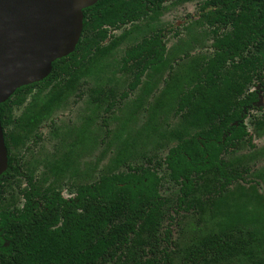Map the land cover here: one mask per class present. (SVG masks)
I'll return each instance as SVG.
<instances>
[{"label": "trees", "instance_id": "16d2710c", "mask_svg": "<svg viewBox=\"0 0 264 264\" xmlns=\"http://www.w3.org/2000/svg\"><path fill=\"white\" fill-rule=\"evenodd\" d=\"M196 1L198 18L184 28L188 41L167 51L159 16ZM83 18L75 51L55 61L46 79L0 105L9 154L0 177V264H264V163L256 165L264 147L252 143L264 136L254 91L264 84V0H99ZM136 36L115 71L131 78L128 91L145 79L144 88L132 111L125 106L126 117H115L119 125L90 182L65 184L81 179L75 160L108 136L109 118L101 115L118 104L112 89L100 85L90 115L57 134L58 154L45 161L42 206L34 201L38 181L27 180L29 187L19 184L16 192L13 151L39 144L40 124L81 95L85 77L101 83L105 59ZM204 39L212 51L192 56L190 49ZM159 81L163 87L132 135L130 123ZM15 108H22L18 117H12ZM150 143L158 152L138 151ZM64 185L73 189L71 199L61 197Z\"/></svg>", "mask_w": 264, "mask_h": 264}, {"label": "water", "instance_id": "95a60500", "mask_svg": "<svg viewBox=\"0 0 264 264\" xmlns=\"http://www.w3.org/2000/svg\"><path fill=\"white\" fill-rule=\"evenodd\" d=\"M99 0H0V105L20 88L51 73L72 54L83 31V11ZM8 166L0 122V176Z\"/></svg>", "mask_w": 264, "mask_h": 264}, {"label": "flooded vegetation", "instance_id": "af4514ba", "mask_svg": "<svg viewBox=\"0 0 264 264\" xmlns=\"http://www.w3.org/2000/svg\"><path fill=\"white\" fill-rule=\"evenodd\" d=\"M200 1H196V8H197V14H196V17L193 18V19H190L189 21H187L184 25L181 26V28L183 29V32H180V31H174V32H171V35L173 37V39H176L177 41L180 40V44H184L185 41H188V36L184 30V28H186V26L188 24H190L191 22L197 20L198 18V14H199V9H198V4H199ZM188 3H193V2H188ZM184 4H187V3H184ZM182 4V5H184ZM181 5V6H182ZM180 6V5H179ZM175 7V6H174ZM169 8L171 7H168L166 10H163L161 15L159 16V26H161L162 28H164V31H163V35H162V39L163 41L165 42V45H166V37L168 36V29L166 28V25H161L162 24V21L160 20L161 18L163 19V16L165 14V12H167L169 10ZM175 28H177V25H175ZM120 32L118 31H115L114 34H119ZM175 33H177V35H175ZM81 39V38H80ZM136 39L137 41L140 39L139 36H136ZM182 40V41H181ZM125 41H135L132 40L131 38H128L127 40ZM124 42V41H123ZM136 42V41H135ZM135 42H133V44H135ZM122 43V42H121ZM212 41H210L209 39H204L202 40L201 44H200V47H197V46H194L190 49V54L192 56H196V55H199L200 53H209L212 51V48H211V44ZM132 44V45H133ZM131 46V45H130ZM129 46V47H130ZM167 46V45H166ZM119 47V46H118ZM128 48V47H127ZM117 49V48H116ZM115 49V50H116ZM167 50V49H166ZM106 69V67H105ZM123 74V73H122ZM50 75V74H49ZM48 75V76H49ZM47 76V77H48ZM166 77V75H165ZM93 79V77L89 76V77H85L80 85H79V91L81 92V95L79 97L77 96H72L69 100H72V103L73 104H77L78 101L84 97L86 94H88L87 96V100H85V114L81 115V121L78 125H75L74 127H79L84 118H87L88 115H90L91 113V109H92V98L94 97V93H93V90L96 88V86L100 85L102 88H103V91L104 92H107V91H110V89H112L113 91V100L116 102V105L118 104V107H115L116 109L117 108H120V106L122 107H125L127 106L128 110H131L132 106H133V101L136 100L137 97L133 98V100L129 103V104H126L125 106H123V101H126L128 98L131 97V94L132 92L128 91V84L130 83L131 81V78L124 75L123 74V78L124 80H130L129 83L126 85V90H123L122 92H119L118 91V94L116 93L115 91V88L114 86H116V84H112L110 87H104L101 83H99L98 85H96L95 87L93 88H86L87 87V81L88 79ZM46 79V78H45ZM161 80V79H160ZM43 81V80H42ZM41 82V81H40ZM113 82H117V81H114ZM162 82V81H161ZM112 83V82H111ZM35 84V83H34ZM97 84V83H96ZM152 84V82H151ZM163 84V82H162ZM32 85V84H31ZM29 86V85H27ZM25 87V86H24ZM254 91L257 93V96L259 98V101L258 103L256 104L258 108H262L263 109V112H264V95H263V92H264V84L261 86V85H257L255 88H254ZM123 92H128L129 95L127 98L121 100L120 98V95L123 93ZM118 95V96H117ZM12 97V96H11ZM10 97V98H11ZM9 100V99H8ZM68 100V101H69ZM68 101L66 103H68ZM110 98L107 97L106 100H103L101 103H100V106H101V113H104V109L106 108L107 104L110 102ZM28 102V101H27ZM65 103V104H66ZM65 104L61 105L60 107L56 108L39 126L38 128V134L39 136L41 137V142L39 144H33L32 141L28 142L26 145H23V146H20L16 151H13V154H11V158L13 159V164H14V167H15V170H12V173H11V178H12V184H13V187L15 188L14 190L17 192L18 191V185L20 184V187L24 188V187H29L28 186V181H31V182H34V181H38V186L36 187V190L38 191L39 195L38 196H35L34 197V201L37 202L38 206L41 207L42 206V202L44 200V187L46 186L45 183H44V177H45V173H46V167H45V161H46V158L47 156H51L52 154H58V143L60 141V138L58 137V132L61 130V128L63 127H66V126H61L60 124H57V122L55 120H51V117L53 114L57 113L58 110L62 109ZM113 108V109H115ZM113 109L111 111H113ZM21 110L22 108H15L13 110V113H12V117H18L21 113ZM135 110V108L133 109ZM110 111V112H111ZM132 111V110H131ZM108 112V113H110ZM107 113V114H108ZM126 113H129V111H127ZM106 114V115H107ZM104 115V114H103ZM115 117L116 115H112L109 116V118L111 120H115ZM49 121L48 125H47V128L49 129V131L47 133H49L50 135V138L47 139L46 141L49 142V140H56L54 141L55 143L52 145L51 149L48 150L47 148L45 147H41V145L45 142L44 141V138H45V135L43 134L42 132V129L46 127V122ZM1 122V120H0ZM2 127V126H1ZM248 130L251 132L252 131V127L248 125ZM262 138H264V136H260V137H254L253 140H252V143L254 144V146L257 148V149H260L263 146L259 147L258 143L260 140H262ZM98 143H100V140L98 141ZM6 147V146H5ZM7 151V149H6ZM88 153H91V151H85L83 153L82 156H80L79 158H77L74 162V167L76 170H79V174H80V177L81 179L79 178L78 180L77 179H73L71 180V178H69V174L68 176L66 177L69 178L70 180V183L68 182V180H66V183L65 184H77L80 182L83 184V183H87V182H90V179L88 177V174L92 171H91V168L92 166L94 165V162H91V163H84V164H81V158L85 155V154H88ZM9 156L8 152H7V157ZM258 160H261L262 162H264V159L263 158H259ZM256 160V165H257V161ZM262 166V165H261ZM7 169H8V166H7ZM6 169V170H7ZM29 171V174H27L26 171ZM6 172V171H5ZM4 172V173H5ZM3 173V174H4ZM2 174V175H3ZM1 175V176H2ZM0 176V177H1ZM30 176V177H29ZM62 177V176H61ZM49 181H53L55 179V175H49ZM89 179V180H88ZM87 180V181H86ZM65 186V185H64ZM75 189V188H74ZM35 191V189H34ZM60 191V190H59ZM60 194H61V197H63L64 199L68 200V199H71L72 197H74V192H73V189H72V192L71 190H69V186L66 185L65 187L62 188V191H60Z\"/></svg>", "mask_w": 264, "mask_h": 264}, {"label": "rangeland", "instance_id": "374dc122", "mask_svg": "<svg viewBox=\"0 0 264 264\" xmlns=\"http://www.w3.org/2000/svg\"><path fill=\"white\" fill-rule=\"evenodd\" d=\"M197 14V8H196V3H187L184 5H180V6H175V7H171L169 8V10L167 12H165L163 16V19L161 18L160 20L162 21L161 25H166V28L168 29L169 33L168 36L166 37V49L167 51H170L172 48H174L179 42L176 39H173L171 32H174L175 30L178 32H183V29L181 28L182 25H184L187 21H189L190 19H193L196 17ZM160 22V21H159ZM175 25H177V28H175ZM135 41H137V39H135ZM135 41H124L122 42L119 47L110 55L105 59V63L107 64L106 69L104 70L102 77H101V83L104 87H110L112 84H116V86H114L116 93L118 94L119 92H122L123 90H126V85L129 83V79L128 80H124L123 78V74L119 73L117 71H115V69L117 68V62L122 58L123 53L125 51V49L127 47H129L130 45L133 44V42ZM117 81V82H113ZM145 79L143 80V82L141 83V85L131 94V97L128 98L126 101H123V106H125L126 104H129L133 98L139 96L142 93V90L144 88V83ZM96 80L93 79H88L87 81V87L93 88L96 85ZM112 82V83H111ZM163 87V84L161 81H159L156 86L154 87L153 91L150 93L149 96H147L148 98L145 99L144 101V105L142 107V109L139 111V113L137 114V117L135 119V121L132 123H130V128H131V134L134 135L135 132L139 129V127L141 126V124L146 120L147 117V106L149 104H152L154 101V98L157 96L159 90ZM87 96L88 94H86L84 97H82L77 104H73L72 100H69L68 103L65 104V106L58 110L57 113L53 114L51 117V120H55L57 122V124H60L61 126H75L78 125L81 121V115L85 114V100H87ZM118 96V95H117ZM124 109V107H120V108H115L113 109V111H111L110 113H108L107 115H101V117L103 116L104 118H109V116L112 115H116V117L120 118V121L123 119L122 117H126V112L127 111H122ZM100 117V118H101ZM98 118L96 120V125H100L101 119ZM118 118V119H119ZM118 119L115 120H111L110 118L109 120V124L106 125V130H108V136L104 139V143L100 144L98 143L95 147V149H93L91 151V153L85 154L82 158H81V164L84 163H91L94 162V164L97 162L98 163V159L100 158V152L102 150H104L106 148V142L109 140V138H111L112 136V130L115 129V127H117L119 125ZM49 121L46 122V127L42 129L43 134L45 135L44 138V143L41 145V147H45L48 150L51 149L52 145L55 143L54 141L56 140H49V142H47L46 140L50 138L49 133H47L49 131V129L47 128ZM133 128V130H132ZM96 128L93 129V131H95ZM103 135V134H102ZM104 136V135H103ZM259 147L264 145V138H262V140L259 141L258 143ZM139 152H143L146 154H150L151 152H158V148L155 146V144H148L145 148H138ZM114 150L111 149L109 150L105 156L100 159V163H99V167L101 165H105L108 163L109 159L113 156ZM163 153V152H162ZM160 155V153H158ZM264 162H262L261 160L257 161V165L261 166L263 165ZM167 187V185H165ZM176 231H174V237H176Z\"/></svg>", "mask_w": 264, "mask_h": 264}]
</instances>
